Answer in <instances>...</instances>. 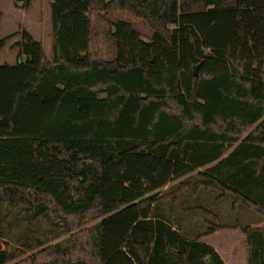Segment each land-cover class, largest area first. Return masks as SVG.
I'll use <instances>...</instances> for the list:
<instances>
[{
	"label": "trees",
	"instance_id": "16d2710c",
	"mask_svg": "<svg viewBox=\"0 0 264 264\" xmlns=\"http://www.w3.org/2000/svg\"><path fill=\"white\" fill-rule=\"evenodd\" d=\"M239 5L49 1L50 54L0 64V264H103L102 221L143 229L145 264H225L203 241L224 230L264 264V61L242 67ZM99 33L110 57L92 51ZM11 212L68 236L40 231L16 260Z\"/></svg>",
	"mask_w": 264,
	"mask_h": 264
},
{
	"label": "rangeland",
	"instance_id": "374dc122",
	"mask_svg": "<svg viewBox=\"0 0 264 264\" xmlns=\"http://www.w3.org/2000/svg\"><path fill=\"white\" fill-rule=\"evenodd\" d=\"M49 1L0 0V64H15L19 60L23 62L29 55L37 61L40 48L46 55L50 54ZM239 8L242 27L239 58L243 69H252L257 60L264 61V19L257 14V12L264 10V0H240ZM111 13L130 20L142 34L149 32L141 20L127 11L116 10ZM105 26L106 24L103 22L102 27ZM142 37L144 38V36ZM92 51L104 57H110L112 46L99 33L93 41ZM221 209L224 210L225 205H222ZM11 213H8L7 219L10 223L13 222V225L8 227L5 222H2V229L6 235L1 241L2 247L23 249V254L19 255V253L16 260L30 255L31 251L25 249L22 241L26 242L27 240L32 243L35 237H40V231L43 232L47 229V234L44 231L43 235L46 234L50 238L49 243L64 240L68 236L65 234L58 238L55 237L56 230L44 222L38 223L26 232L23 227H25L27 219L25 220L23 217L13 218L15 214ZM232 216L235 221V218L238 219L243 214L241 215L240 209L237 208ZM250 217L252 218V214ZM100 220L101 218L94 219L87 225L92 226ZM101 226L103 264H145L141 253H147L150 238L143 229L120 222L102 221Z\"/></svg>",
	"mask_w": 264,
	"mask_h": 264
},
{
	"label": "crops",
	"instance_id": "0c3cea01",
	"mask_svg": "<svg viewBox=\"0 0 264 264\" xmlns=\"http://www.w3.org/2000/svg\"><path fill=\"white\" fill-rule=\"evenodd\" d=\"M222 205H225L224 210L220 209L223 215V219H232V213H235L234 210L230 209L229 205ZM188 219L190 218L188 217ZM249 219H251V217ZM203 241L214 248V250L219 254L225 264H246V249L245 245L243 244L244 237L239 232L230 230L218 231L210 236L205 237ZM150 247L151 242L149 243L148 251Z\"/></svg>",
	"mask_w": 264,
	"mask_h": 264
},
{
	"label": "water",
	"instance_id": "95a60500",
	"mask_svg": "<svg viewBox=\"0 0 264 264\" xmlns=\"http://www.w3.org/2000/svg\"><path fill=\"white\" fill-rule=\"evenodd\" d=\"M29 60L31 61L32 60V58L31 57H29ZM21 62V60H19V63ZM196 68L197 67H194V69H193V74L195 75V73H196Z\"/></svg>",
	"mask_w": 264,
	"mask_h": 264
}]
</instances>
